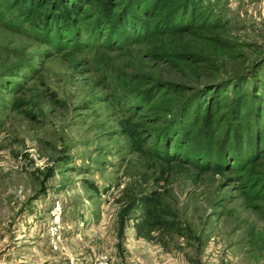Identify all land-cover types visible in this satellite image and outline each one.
<instances>
[{"label": "rangeland", "instance_id": "obj_1", "mask_svg": "<svg viewBox=\"0 0 264 264\" xmlns=\"http://www.w3.org/2000/svg\"><path fill=\"white\" fill-rule=\"evenodd\" d=\"M88 1L0 0V264H264V0L140 36ZM152 194L173 230L137 237Z\"/></svg>", "mask_w": 264, "mask_h": 264}, {"label": "trees", "instance_id": "obj_2", "mask_svg": "<svg viewBox=\"0 0 264 264\" xmlns=\"http://www.w3.org/2000/svg\"><path fill=\"white\" fill-rule=\"evenodd\" d=\"M51 0H22L25 8L37 6L44 7L50 4ZM66 10L69 14H84V7L90 3L88 0H64ZM110 11L107 13V22L112 19L117 20L121 26L140 36L153 29L161 30L165 33L181 34L188 33L192 29H204L210 25L208 19L198 15L196 4L199 0H186L182 5V15L191 14L193 21L182 24L178 21L177 3L175 0H107ZM83 11V12H82ZM103 22V21H102ZM58 23V22H57ZM50 22L51 30L60 27L58 23ZM99 29L102 36L107 31L106 24L100 23ZM152 29V30H153ZM64 30V28L62 29ZM162 31V30H161ZM159 200L155 194L143 196L137 199L135 210L138 214L134 223V230L137 237L148 238L156 230H173L169 223L162 221V211L159 209Z\"/></svg>", "mask_w": 264, "mask_h": 264}, {"label": "built area", "instance_id": "obj_3", "mask_svg": "<svg viewBox=\"0 0 264 264\" xmlns=\"http://www.w3.org/2000/svg\"><path fill=\"white\" fill-rule=\"evenodd\" d=\"M62 208L57 204L53 207L50 215L51 223L47 230L49 238V246L53 250H57L60 245V224H61ZM92 264H109L105 255H96Z\"/></svg>", "mask_w": 264, "mask_h": 264}, {"label": "crops", "instance_id": "obj_4", "mask_svg": "<svg viewBox=\"0 0 264 264\" xmlns=\"http://www.w3.org/2000/svg\"><path fill=\"white\" fill-rule=\"evenodd\" d=\"M134 229V228H133Z\"/></svg>", "mask_w": 264, "mask_h": 264}]
</instances>
